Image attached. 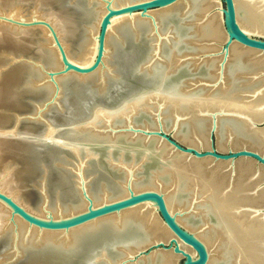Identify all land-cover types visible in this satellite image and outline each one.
Segmentation results:
<instances>
[{
  "label": "bare ground",
  "instance_id": "6f19581e",
  "mask_svg": "<svg viewBox=\"0 0 264 264\" xmlns=\"http://www.w3.org/2000/svg\"><path fill=\"white\" fill-rule=\"evenodd\" d=\"M22 1L14 0V7L0 16V24H7L11 29V38L0 32V177L4 176L0 178V190L29 212L47 218L45 200L33 202L25 171L20 166L19 156L24 146L14 140L29 132L18 130L20 111L16 108L15 95L23 87L44 88L48 91L46 97L49 99L55 90L54 83L41 72L40 67L60 71L63 64L46 27H23L19 24L50 22L69 59L87 66L96 55L97 36L104 11L99 7L91 8L86 13V21L77 22L65 9L56 8L55 0H28L30 2L26 5ZM114 1L118 5H126L133 0ZM234 3L241 29L250 36L264 37V0H234ZM24 12L29 13L24 15ZM172 14L182 15L189 20V27L178 29L174 37L176 43L180 40L188 43V48L181 55L176 54L173 48L170 59L164 62V66L161 65L163 79L168 78L185 61L195 70L204 66L207 70L204 77L187 80L173 90L159 86L115 109L95 110L84 125L72 126V133L78 142L61 140L57 136L58 130L51 125L46 128L44 137L71 145L88 144L94 140L107 142L110 145L109 159L121 170L118 181L126 183L131 180L136 192L151 190L163 194L179 224L208 249L207 264H264L263 168H256L249 159L235 163L196 161L175 151L160 138L130 131L134 116L141 110H149L154 114V122L142 127L157 130L160 124L164 125V118L170 117L172 124L168 128L164 125V128L173 131V136L185 146L210 148V136L215 128L217 133L222 132L217 143L220 152L247 148L264 156V53L233 43L225 54L222 47L228 35L224 28L221 0H181L174 6L150 12V18L138 15L133 19L115 21L108 32L105 65L108 67L110 54L113 53L110 41L119 35L122 25L142 22L158 25ZM2 29L3 32L8 31V28ZM20 29L30 37L25 40L20 38L27 45L15 38ZM95 76L103 78L106 71L100 68L82 80ZM65 78L57 76L55 81L61 84ZM13 98L14 107H10L8 104ZM40 109L34 110V114ZM149 147L155 151L158 162L146 177L142 171L150 157L148 153L141 156L136 153L140 148ZM114 150H118L119 154L112 158ZM127 151H130V158L125 156ZM87 155L90 152L86 153V158ZM3 183L8 191L1 187ZM126 195V189L122 188L119 198ZM111 199L103 190L97 195L96 205ZM83 207L80 206V209ZM51 210L55 219L73 212L61 203H56ZM11 212L0 202V218L3 220L0 236H14ZM16 222L21 241L28 236L29 243L39 238L42 242L65 247H74L78 240L89 234H99L111 228L121 230L134 223L146 233V239L137 247H127L124 251L127 259L173 236L152 203L98 219L71 231L69 236L53 233L39 235L36 230L29 233L22 219L17 217ZM183 248L196 257L191 248ZM179 260L180 256L162 250L142 258V261L151 264H177Z\"/></svg>",
  "mask_w": 264,
  "mask_h": 264
},
{
  "label": "water",
  "instance_id": "95a60500",
  "mask_svg": "<svg viewBox=\"0 0 264 264\" xmlns=\"http://www.w3.org/2000/svg\"><path fill=\"white\" fill-rule=\"evenodd\" d=\"M180 1L133 0L126 5H118L114 0H55L56 8L65 9L77 22L86 21V13L91 8L99 7L104 11L97 36L96 55L93 62L87 66L69 59L50 22L34 21L19 24L23 27H46L60 53L63 68L60 71H53L48 67H40L41 72L50 77L54 83L55 90L51 99H47L48 91L44 88L37 90L23 87L15 95L16 108L20 111L18 130L29 132L28 135L14 140L24 146V151L19 156L20 166L25 171L26 182L29 184L28 191L33 202L45 200L48 217L36 216L0 190V202L12 210L10 221L14 225V234L17 236L13 255L9 256L10 261L3 264L15 262H18L17 264H151L142 261V258L160 250L171 251L174 255L180 256L181 264L208 263V249L179 224L170 212L163 194L151 190L136 192L131 185V180L126 183L118 181V178H121V170L109 159L110 145L107 142L94 140L88 144L71 145L61 144L55 139L44 137L46 128L51 125L58 130L57 136L61 140L78 142L72 133V126L84 125L95 110L118 108L159 86L166 90H173L185 81L195 78L187 77L186 73L199 71L200 76L204 77L207 73L204 66L195 70L189 62L185 61L181 62L168 78L163 79L161 68L164 62L170 59L174 52L173 48L178 55L185 53L188 48V43L184 40L176 43L174 37L178 29L183 27L181 30H184L190 24L189 20L182 15L172 14L166 16L158 25L151 22L122 25L118 31L119 35L114 36L110 41L113 46L111 57L114 59L113 69L103 78L95 76L90 80H82L93 75L100 68L105 69L108 32L115 21L123 18L133 19L138 15L142 18H150V12L174 6ZM222 4L224 28L228 35L222 51L227 54L231 45L238 43L247 49L264 53V37L250 36L238 24L234 0H222ZM130 38L135 43L141 39L145 40L147 47L145 51L142 53L134 44L129 48L130 45L127 42H130ZM57 76L66 78L58 84L55 81ZM143 77H145L144 80ZM8 105L14 107V98ZM40 107L41 109L34 114V110ZM153 122L154 114L149 110H141L134 116L130 131L160 138L175 151L196 161L235 163L242 159H249L256 168L264 169V156L253 150L242 148L220 152L217 143L222 132L217 133L215 128L211 132L210 148L202 149L183 145L165 129L172 124V118H164L165 128L162 124L157 130L142 127L144 124ZM88 152L90 155L86 158L85 155ZM144 153H148L150 157L142 171L147 177L158 161L152 147L140 148L136 154L141 156ZM118 154L119 151L114 150L112 158ZM125 156L130 158V151H127ZM76 168L77 171H75ZM122 188L126 189L127 195L119 198ZM103 190L107 197L118 199L96 205L97 195ZM56 203L65 205L66 209L73 211L72 214L55 219L51 209ZM149 203L156 206L158 215L173 234L167 241H158L148 246L146 249H149V253L145 252V249L132 258L127 259L124 256L127 247H137L136 245L146 239V233L134 223H129L121 230L111 228L99 234H89L78 240L74 247L46 242H42L41 246H36L33 242L24 245L20 241L17 217L27 224L29 233L36 230L39 235L53 233L69 236L71 231L88 223L119 215ZM83 205V209H80ZM10 237L12 236L9 234H2L0 242ZM183 246L191 248L196 253V257L187 252Z\"/></svg>",
  "mask_w": 264,
  "mask_h": 264
},
{
  "label": "rangeland",
  "instance_id": "374dc122",
  "mask_svg": "<svg viewBox=\"0 0 264 264\" xmlns=\"http://www.w3.org/2000/svg\"><path fill=\"white\" fill-rule=\"evenodd\" d=\"M30 1H28V0H23L22 1V4L23 5H26V4H28ZM221 5H223L222 4V0H221ZM10 7H14V0H0V16H2L3 15V13H5V12H7L8 11V9L10 8ZM29 12H24V15H27ZM8 15V14H7ZM6 15V16H7ZM31 15V14H30ZM9 17V16H8ZM29 17V16H28ZM0 28L2 29V28H8V31H6V32H3V31H1L0 30V32H2L3 34H6L7 36H8V38L10 37L11 38V29H9V25H5V24H0ZM3 30V29H2ZM23 30H18V36L16 35L15 36V38H17V39H20V38H22L23 40H25V39H27V38H30L29 37V35L28 36H26L27 34H25V33H23L24 34V36H23ZM66 35V34H65ZM12 37H14V36H12ZM25 37V38H24ZM27 37V38H26ZM132 40V41H131ZM20 41H21V43L22 44H26L24 41H22L21 39H20ZM129 41L131 42H127L130 46H129V48L134 44L135 45V47H138V48H140V51H142V53H143V51H145V49L147 48L146 47V42H145V40H143V39H141L140 41H138V42H133V39L132 38H130L129 39ZM27 45V44H26ZM112 50H113V46H112ZM113 52V51H112ZM113 53H111L110 55H112ZM80 57H82V56H80ZM110 57H112V56H110ZM114 61V59H112V58H110V61L108 62V67H105V69H104V71H106V75H108V73H110V71L113 69V67H114V65H113V62ZM108 68V69H107ZM109 69H110V71H109ZM179 74V73H178ZM177 74V75H178ZM187 74V77H189V78H192V77H199L200 76V73H199V71L198 72H193V73H186ZM176 75V76H177ZM142 78V77H141ZM140 78V79H141ZM145 79V77H143V80ZM59 111V110H58ZM65 112V111H64ZM170 133L173 135L174 134V132L173 131H170ZM0 156H2L1 154H0ZM3 159H4V157H2ZM1 158V159H2ZM1 177H4L3 175L1 176ZM0 177V178H1ZM7 181V180H6ZM5 183V182H4ZM2 184V188L3 189H5L6 187H5V184ZM6 191H8L7 189H5ZM2 219L0 218V224L1 223H3V220L1 221ZM190 220H191V218H190ZM192 221V220H191ZM12 236V235H11ZM16 238H17V236L14 234V236H12V237H10V238H5V239H3L1 242H0V263L1 264H3V263H5L6 261H10L9 260V256L11 255H13V252H14V243H15V241H16ZM21 241V240H20ZM22 243H24V245H28L29 244V239H28V237L26 236L23 240H22ZM33 244L34 245H36V246H41L42 245V241H41V239H39V238H36L34 241H33ZM145 252H147V253H149L150 251H149V249H146L145 250ZM18 262H15V263H13V264H17ZM182 263V261L181 260H179L178 261V263L177 264H181Z\"/></svg>",
  "mask_w": 264,
  "mask_h": 264
}]
</instances>
